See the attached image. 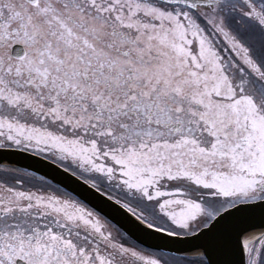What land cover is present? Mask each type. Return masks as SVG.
Returning a JSON list of instances; mask_svg holds the SVG:
<instances>
[{"label":"snow or ice","instance_id":"6c2138e0","mask_svg":"<svg viewBox=\"0 0 264 264\" xmlns=\"http://www.w3.org/2000/svg\"><path fill=\"white\" fill-rule=\"evenodd\" d=\"M0 150L55 165L149 236L235 240L264 264V234L243 227L264 217V0H0ZM15 172L0 264H167Z\"/></svg>","mask_w":264,"mask_h":264},{"label":"water","instance_id":"95a60500","mask_svg":"<svg viewBox=\"0 0 264 264\" xmlns=\"http://www.w3.org/2000/svg\"><path fill=\"white\" fill-rule=\"evenodd\" d=\"M20 48V46H16L14 49ZM4 168L25 171L38 177H44L53 184H61L88 201L103 215L107 216L116 228L130 235L146 249L183 257L200 256L205 259L206 264H245L246 255L235 240L228 246L219 243L207 246L209 251L205 252V246L202 245V242L196 241L194 238H160L158 235H147L140 230L137 222L129 218L118 206L107 201L83 185L82 182L69 177L62 170L56 169L55 165L33 154L23 151L0 150V169ZM243 227L249 229L254 236H257L259 232L264 233V217L257 211L244 221ZM202 253L203 256H201Z\"/></svg>","mask_w":264,"mask_h":264},{"label":"flooded vegetation","instance_id":"af4514ba","mask_svg":"<svg viewBox=\"0 0 264 264\" xmlns=\"http://www.w3.org/2000/svg\"><path fill=\"white\" fill-rule=\"evenodd\" d=\"M17 46H20V45H17ZM15 47L16 46H14V48ZM20 47H22V46H20ZM16 50L17 49H13L14 54H15ZM13 175L17 176L20 180L23 181V185H24L25 188L33 187L34 185L37 184V182L39 180V177L34 176V175H32V174H30L28 172L21 171V170H17V172H15ZM0 176H2V173H0ZM262 234H264V233H262ZM257 236H259V235H257Z\"/></svg>","mask_w":264,"mask_h":264},{"label":"trees","instance_id":"16d2710c","mask_svg":"<svg viewBox=\"0 0 264 264\" xmlns=\"http://www.w3.org/2000/svg\"><path fill=\"white\" fill-rule=\"evenodd\" d=\"M165 259L166 258H169L170 256H168V255H163V254H161ZM173 257V256H172ZM172 261H174V263L172 262V264H176L175 262H180L181 264H197V263H199V264H206L205 263V261L203 260V259H198V261H195V260H193V258H177V257H173L172 258Z\"/></svg>","mask_w":264,"mask_h":264},{"label":"rangeland","instance_id":"374dc122","mask_svg":"<svg viewBox=\"0 0 264 264\" xmlns=\"http://www.w3.org/2000/svg\"><path fill=\"white\" fill-rule=\"evenodd\" d=\"M1 171H0V173H2V175H4V173H3V169H0ZM203 259L204 261H205V259L203 258V257H200V256H196V257H193V260H195V261H198V259ZM169 262H171V260L169 261ZM168 262V263H169ZM173 263H174V261H172ZM176 264H181L179 261L178 262H175ZM205 263H206V261H205ZM185 264V263H184ZM197 264H199V263H197Z\"/></svg>","mask_w":264,"mask_h":264},{"label":"bare ground","instance_id":"6f19581e","mask_svg":"<svg viewBox=\"0 0 264 264\" xmlns=\"http://www.w3.org/2000/svg\"><path fill=\"white\" fill-rule=\"evenodd\" d=\"M259 234H262V233H261V232H259ZM259 234H258V235H259Z\"/></svg>","mask_w":264,"mask_h":264}]
</instances>
